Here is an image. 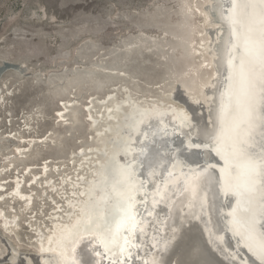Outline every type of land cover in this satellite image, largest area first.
<instances>
[{"label": "rangeland", "instance_id": "obj_1", "mask_svg": "<svg viewBox=\"0 0 264 264\" xmlns=\"http://www.w3.org/2000/svg\"><path fill=\"white\" fill-rule=\"evenodd\" d=\"M202 9V0H0V208L16 215L4 227L0 219V264H36V234L47 230L53 206L63 199L40 169L46 165L49 183L63 191L76 180L75 164L88 170L96 141L89 113H102L105 94L163 97L177 84L194 93L207 75L195 43ZM87 69L101 74L96 85ZM121 71L145 91L131 83L120 87L114 75ZM70 106L79 110L75 122ZM77 148H86L84 158ZM16 177L30 205L11 192Z\"/></svg>", "mask_w": 264, "mask_h": 264}, {"label": "bare ground", "instance_id": "obj_2", "mask_svg": "<svg viewBox=\"0 0 264 264\" xmlns=\"http://www.w3.org/2000/svg\"><path fill=\"white\" fill-rule=\"evenodd\" d=\"M213 2L220 4L218 12L222 19L221 6L224 14L231 7V0H202L203 9L199 22L203 27L202 30L199 29L200 37L195 43L199 44V54L205 55L202 66L207 70V75L197 81L194 93L183 87L187 95L194 102L203 103L206 110L215 101V92L211 88L217 86V96L220 94L224 74L217 64L219 58L216 57V45L220 43L223 23L216 18L214 9V13L209 10V5ZM225 37L227 41L228 30ZM238 50V45H230L229 56L236 69L241 62ZM87 70L91 85H96L93 82L97 80L99 72ZM114 76L120 87L131 83L137 91H145L143 88L138 90V82L128 78L124 71H121V75ZM122 91L118 97L111 95L112 93L103 96L100 115L92 116L89 113L90 126L99 117H106L103 122L92 127L96 141L91 143L90 153L94 154V159L89 163L86 176L85 167L75 164L73 173L77 176L76 180H70L69 191H63L62 187L49 183L51 178L46 173V165L40 169L41 173L46 174V185L63 199L62 203L56 201L53 206L47 230L43 233L37 231L39 233L36 234L38 237L34 243L38 254L36 264H80L81 261L83 264H123L124 261L127 264H255L246 256L241 257L228 245L223 233L235 237L229 229H220L222 225H218V229H213L209 236L200 218H193L200 213L201 195L205 197L204 203L208 211L218 200L223 211L229 210L227 204L231 198L218 195L215 190L208 191V186L212 185L211 189H214L216 170L219 175H226L231 184L239 182L237 171L229 168L223 157L231 153L237 137L255 144V151L259 153V113H256L253 126L250 127L246 114L238 103L242 94L234 98V105L229 111L227 109V121L224 122V134L219 145L222 154L218 156L223 162L220 163L211 155L208 161L203 156L202 164H199L198 153L205 148L206 137H197V128H193L190 133L193 139L189 141L185 135L189 133L188 124L182 121L186 116L189 123L198 126L206 115L205 112L195 118L182 102L171 96V88L167 93H161L163 97L150 93L146 96L155 97L134 96L136 93L132 95L128 90ZM66 102L68 103H63ZM201 110L198 107V112ZM207 114L208 119H212L210 111ZM211 134L215 137L214 131ZM214 146L209 144L207 148L216 152ZM85 149L77 148L74 151L79 158H84ZM202 152L205 155V151ZM204 169L207 172L200 176V184H194L192 181ZM126 176L131 179H126ZM35 178L36 174H32L28 181ZM59 180V184L64 182L63 177ZM19 186L20 179L16 177L11 192L24 197V205H27L30 193H21ZM197 192L198 199L195 195ZM241 195L248 201L250 199V202L243 204L240 199L232 200L233 207H246L249 213L261 211L264 216L261 191L258 190L252 196ZM2 209L0 208L1 224L6 226L13 223L16 215H6ZM239 215L242 219H247V214L243 211ZM249 217L250 220H255L252 214ZM262 219L257 217V230L260 232L264 231L261 228L264 223ZM237 237L241 241L242 233L237 232ZM261 239L258 233V239L250 240L258 253Z\"/></svg>", "mask_w": 264, "mask_h": 264}, {"label": "snow or ice", "instance_id": "obj_3", "mask_svg": "<svg viewBox=\"0 0 264 264\" xmlns=\"http://www.w3.org/2000/svg\"><path fill=\"white\" fill-rule=\"evenodd\" d=\"M221 15L229 24L233 38L241 41L243 55L241 56L239 77L242 85V96L238 98V103L243 108L249 126H253L256 113H259L261 129L260 151H255L256 145L248 140L237 137L232 145L231 153L224 156L226 165L237 171L239 182L235 185L230 180L226 181L225 195L229 189H234L238 194L254 195L258 190L262 192L260 199L264 201V0H231V7L225 15L221 6ZM183 123H187L189 133H186L189 141L193 139L190 135L193 128H197V137H206L205 148L215 140L217 154H222L219 146L220 137H213L207 131V127L198 128L196 124L188 122V117L183 118ZM191 146V145H190ZM207 172L204 169L192 182L200 184V176ZM126 179H131L126 176ZM198 199V192L195 194ZM203 209V203H201ZM264 229V224H261ZM135 229V226H134ZM261 242L259 244L260 264H264V231L261 232ZM249 240H254V234L250 231ZM115 240V237H113ZM127 243V240L125 241ZM250 250L252 245L249 244ZM123 252V249H121ZM99 255V253H97ZM83 264V261L80 262ZM123 264H127L124 261Z\"/></svg>", "mask_w": 264, "mask_h": 264}, {"label": "water", "instance_id": "obj_4", "mask_svg": "<svg viewBox=\"0 0 264 264\" xmlns=\"http://www.w3.org/2000/svg\"><path fill=\"white\" fill-rule=\"evenodd\" d=\"M216 5L217 7L215 11V16L218 20H220L223 23L222 24L223 33L220 36V43H219V60L217 61V64L219 65L220 69L224 72L223 81L220 86L221 87L220 94H219L220 98H219V95L217 96V86H216V88H214L213 90L215 92V96H214L215 101L211 102V106H209V109L206 110V108L204 107V104L201 102H194L189 97V95H187L186 89H184L180 84H177L176 89L173 92H171V96H174L175 99L182 102L185 105V107L192 112L195 118H198L199 115H201L200 113L205 112L207 114V111L208 112L210 111L212 119L209 120L208 117L204 115L199 122L198 128H204L206 126L207 131L209 133H212L214 131L215 137H220V140H222L224 129H225L224 122L227 121V109L229 111L234 105V101H233L235 100L234 98H237L238 96L242 94L241 92L242 85H241V81L239 77L240 67L236 69L234 64L231 63L230 56H229L230 55V45L232 43L238 45L239 47L238 54L240 56L243 55V47H242V43L240 40L237 39L238 41H236V38L232 37L231 28L229 24L224 19L220 18L219 12H218V7L220 4L217 3ZM228 11L227 13L225 12V14H228ZM227 30H228V39L226 41L225 36H226ZM225 48H226V53H224ZM11 65L15 67L16 69H20V67H22L21 65L16 64V63H12ZM111 77H113V75L109 76V78ZM101 83H103V81ZM198 107L202 108L201 112H198ZM78 111L79 110L76 106L69 107V115L71 117L70 120L72 122H75L76 120H78ZM211 120H212V123L210 122ZM98 122L99 120L97 119L96 121L92 122L91 124L92 126L87 125V127L92 128L95 124H98ZM93 139L95 140V137H93ZM212 144H214L216 147L218 146L215 140L213 141ZM202 151H205V155L203 154ZM202 151L198 153L197 161L199 162V164H202L203 156H206L207 161H208L211 155H214L215 159L218 160L220 163L223 162V159L220 158V156H218L219 154H217L216 152H212L211 149L203 148ZM227 179L228 178L226 175H222V174L219 175V173L216 170V176L214 179L215 187L212 190L211 189L212 185H209L208 191L210 190L211 192H213L215 190V193H217L218 195L222 194L223 197L225 196L230 197L231 201L227 204V206L230 207L229 210L223 211L221 209L222 205L220 204V201L218 200V203H215V205L213 204L214 206H212L211 210L208 211L204 203L205 197L204 195L203 196L201 195L200 203H203L204 207L202 210L200 209V213L198 214V216H195V218L193 219L196 220L197 219L196 217H198V219L200 218V221L203 222V226H204L203 228L205 229V231L208 233L209 236L212 235L213 229L215 230L218 229V225L220 226L222 225V227H219L220 229H229V231L234 233L235 237L232 235L228 236L227 233H223V236L225 237L228 245L232 247L235 251H237V253L241 257L244 258L246 256L248 260L253 261L255 264H260L258 254H257L258 252L255 248L256 246L254 245V243H252V241L249 240L248 231L253 232L255 234V238L258 239V233L260 235L261 232L257 230L258 229V226L256 224L258 222L257 217L263 218L262 220L264 222V216L262 213H260L261 211H257L256 213H249L246 207H239L238 209H236V207H233L232 200L240 199L243 204L244 203L248 204V202H250V199L249 201L246 200V198H244L241 194L237 195L236 194L237 192L232 191L231 189H229L228 194L225 195V186H226ZM30 203H31V200L27 202V205H30ZM239 210L247 214V217H246L247 219L245 218L242 219L241 215H239V212H240ZM250 214H252L255 217L254 221L250 220V217H249ZM259 223H260V220H259ZM252 224H255V226L252 227ZM237 232L242 233L243 235L241 241L239 237H237ZM249 244L252 245V250H250ZM240 246H241V249H240ZM254 248L256 251L254 250ZM246 249L247 251H245ZM33 255H35V259H36L35 261H37L38 254L35 252Z\"/></svg>", "mask_w": 264, "mask_h": 264}]
</instances>
